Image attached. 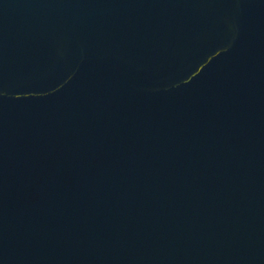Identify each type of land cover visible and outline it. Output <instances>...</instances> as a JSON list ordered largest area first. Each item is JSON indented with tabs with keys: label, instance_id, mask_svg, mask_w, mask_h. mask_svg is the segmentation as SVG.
<instances>
[{
	"label": "water",
	"instance_id": "obj_1",
	"mask_svg": "<svg viewBox=\"0 0 264 264\" xmlns=\"http://www.w3.org/2000/svg\"><path fill=\"white\" fill-rule=\"evenodd\" d=\"M0 264H264V0H0Z\"/></svg>",
	"mask_w": 264,
	"mask_h": 264
}]
</instances>
